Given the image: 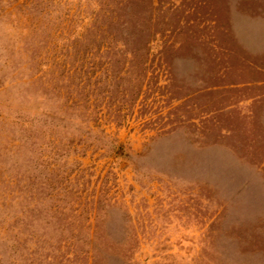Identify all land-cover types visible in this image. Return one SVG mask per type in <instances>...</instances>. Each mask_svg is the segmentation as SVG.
<instances>
[{"label": "rangeland", "instance_id": "1", "mask_svg": "<svg viewBox=\"0 0 264 264\" xmlns=\"http://www.w3.org/2000/svg\"><path fill=\"white\" fill-rule=\"evenodd\" d=\"M0 264H264V0H0Z\"/></svg>", "mask_w": 264, "mask_h": 264}]
</instances>
